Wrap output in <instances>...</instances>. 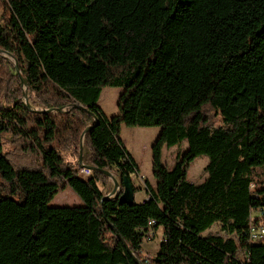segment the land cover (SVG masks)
<instances>
[{
	"label": "trees",
	"instance_id": "trees-1",
	"mask_svg": "<svg viewBox=\"0 0 264 264\" xmlns=\"http://www.w3.org/2000/svg\"><path fill=\"white\" fill-rule=\"evenodd\" d=\"M105 86L122 88L110 117L97 105ZM122 125L160 127L155 186L132 205L118 202L122 185L106 197L102 172H137ZM8 132L38 148L40 169L13 168ZM181 141L166 167L162 147ZM201 154L207 175L191 182ZM259 166L264 0H0V264H144L149 220L162 227L152 264H264V242L245 238L250 211L264 216ZM66 185L83 205L49 207Z\"/></svg>",
	"mask_w": 264,
	"mask_h": 264
},
{
	"label": "rangeland",
	"instance_id": "rangeland-1",
	"mask_svg": "<svg viewBox=\"0 0 264 264\" xmlns=\"http://www.w3.org/2000/svg\"><path fill=\"white\" fill-rule=\"evenodd\" d=\"M10 62H14L13 58L8 56ZM23 84V83H22ZM23 94L24 102H29L30 94L26 86L23 84ZM122 92L121 87H111L105 86L102 88L100 95L97 100V105L100 107L101 111L106 117H110L117 112V103L120 93ZM28 104V103H27ZM210 117V121L215 125H221V118L218 114H215V110L211 109L207 112ZM160 132L159 126L153 127H138V126H126L122 125L120 128L119 138L123 143L126 150L133 153L136 159V163H139L138 171L130 175L131 181L135 185H139L140 189L135 194V201L139 194H143L140 190L145 188L144 181H148L149 184L155 185L156 180L152 174V150L151 146L156 140ZM11 133L3 135V153L12 164L13 168L19 169H29L35 170L40 169L42 165V159L40 158V153L38 148H32L29 141L26 139L23 141L22 138L10 139ZM187 144L185 141L174 146H163L161 149V163L168 168H171L177 157L185 151ZM208 162V157L205 154H201L195 157L188 165L186 169V177L191 182L199 183L203 181L207 173L205 170L206 164ZM256 176L254 182L260 184L264 182V166H259L256 168ZM78 175L82 178L86 176L82 175L80 172ZM115 175V174H114ZM116 176V175H115ZM113 186L112 179L108 180L106 191H111ZM146 192V190H145ZM108 193V192H107ZM7 195L6 193L2 194ZM147 195V194H146ZM17 198V197H15ZM82 200L74 193V191L69 187L65 186L60 189L53 197L48 201L49 207L57 206H82ZM219 232V224H214L209 230L204 234L217 233ZM223 234V233H221ZM162 239V227L160 226L155 230L154 238L150 241H144L143 248L141 250L142 255L154 258L155 251L159 246ZM141 256V257H143Z\"/></svg>",
	"mask_w": 264,
	"mask_h": 264
},
{
	"label": "built area",
	"instance_id": "built-area-1",
	"mask_svg": "<svg viewBox=\"0 0 264 264\" xmlns=\"http://www.w3.org/2000/svg\"><path fill=\"white\" fill-rule=\"evenodd\" d=\"M80 173L85 176L84 166L81 167ZM118 191H119L118 188H116L114 192H112V190L107 191L108 193H106V197L108 198L113 197ZM153 224H154V220H149L147 222L148 228L146 231L143 232V238H142L143 241H150L154 238L155 230L152 229ZM245 238L246 241L251 244L264 242V216L261 214L260 208L250 211L247 227H246ZM152 259L153 258H149L146 256L142 257V261L144 264H152Z\"/></svg>",
	"mask_w": 264,
	"mask_h": 264
},
{
	"label": "water",
	"instance_id": "water-1",
	"mask_svg": "<svg viewBox=\"0 0 264 264\" xmlns=\"http://www.w3.org/2000/svg\"><path fill=\"white\" fill-rule=\"evenodd\" d=\"M14 67H15V70L18 72V65L16 62H14ZM27 103L28 102H26V104ZM94 123H95V119H94ZM81 160H82V155H81V150H79L78 162L81 166H83V164L81 163ZM89 168L93 170L91 167ZM102 172L106 174L110 179H112V182H113L112 192H114L116 188L119 189L120 186L122 185V193L118 196L119 203L127 204V205H132L135 203L133 186H132V182L130 178H128L127 176H123L120 180H118L117 177L109 170H103ZM117 194L118 192L114 196H116ZM134 260L136 261V263L142 264L136 257H134Z\"/></svg>",
	"mask_w": 264,
	"mask_h": 264
},
{
	"label": "crops",
	"instance_id": "crops-1",
	"mask_svg": "<svg viewBox=\"0 0 264 264\" xmlns=\"http://www.w3.org/2000/svg\"><path fill=\"white\" fill-rule=\"evenodd\" d=\"M128 151V150H127ZM128 153L132 156V158L134 159V161H135V163H136V159H135V155L133 154V153H131L130 151H128ZM136 165H137V171H138V167H139V163L137 162L136 163ZM151 185V184H150ZM152 187H154L155 185H151ZM143 192V194H139V196H138V198H137V201L138 202H141V201H144V200H146L147 198H148V196L146 195L147 194V192H145V188H143V189H141L140 190V192ZM136 194V193H135ZM135 194H134V200H135ZM142 248H143V244H142V246H141ZM141 248V249H142ZM158 249V248H157ZM157 249H156V251H157ZM156 251H155V253H156Z\"/></svg>",
	"mask_w": 264,
	"mask_h": 264
},
{
	"label": "bare ground",
	"instance_id": "bare-ground-1",
	"mask_svg": "<svg viewBox=\"0 0 264 264\" xmlns=\"http://www.w3.org/2000/svg\"><path fill=\"white\" fill-rule=\"evenodd\" d=\"M91 172H92V170L88 167H85V176H88V175H90L91 174ZM263 213V212H262Z\"/></svg>",
	"mask_w": 264,
	"mask_h": 264
}]
</instances>
